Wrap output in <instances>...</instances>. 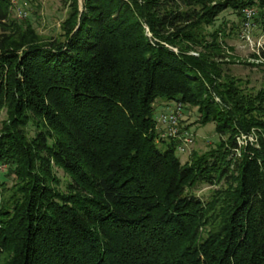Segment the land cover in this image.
Instances as JSON below:
<instances>
[{"label": "trees", "instance_id": "16d2710c", "mask_svg": "<svg viewBox=\"0 0 264 264\" xmlns=\"http://www.w3.org/2000/svg\"><path fill=\"white\" fill-rule=\"evenodd\" d=\"M67 1L46 38L0 0V264H264V85L227 72L216 26L254 8L264 32V0ZM172 103L220 135L185 164L154 117Z\"/></svg>", "mask_w": 264, "mask_h": 264}, {"label": "rangeland", "instance_id": "374dc122", "mask_svg": "<svg viewBox=\"0 0 264 264\" xmlns=\"http://www.w3.org/2000/svg\"><path fill=\"white\" fill-rule=\"evenodd\" d=\"M26 1L28 0H10V18L23 21L27 18L23 13L26 12L29 16L34 15L38 20L37 30L42 36L46 38L58 37L61 34V24L68 15L69 1L30 0L31 2L28 3L30 4V8L28 7L29 11L25 6ZM80 5L82 6V0H80ZM20 12H22L23 15L20 16ZM219 25L224 26L227 33L229 31L232 33L226 40V47L228 49L226 52L228 56L231 57L228 58V60H232V62L234 61L235 63H230L227 67V72L241 79L244 83V88H247L249 91L257 92L264 85V66L261 67L250 64L264 63L262 57L259 60L253 56V54L262 56V52H264V32L262 27L256 20L252 22L250 36L253 41V47H250L246 39L242 37L243 22L236 17L235 13L227 12L225 17H221L217 21L216 26ZM175 104L176 103H172L170 107H163L164 104L158 107L157 112L154 114L155 119L159 122L161 116L168 113ZM198 118L199 113L197 109L194 108H191L190 111L188 110V112L184 114V126L187 127L188 133L194 140L192 145L190 144L184 152L177 151L176 155L181 160L182 164L190 162L193 153H205L220 141V135L216 131L215 123L201 125L197 123ZM5 119L6 113L2 111L0 113V129L2 121ZM160 127L165 128L161 123ZM182 131L185 130L182 129ZM58 175L60 177L64 176L62 171H58ZM3 178V175L0 174V180ZM11 183L12 182L9 181V184ZM213 189H215L214 186L200 185L190 192L200 197L202 200H207L210 198Z\"/></svg>", "mask_w": 264, "mask_h": 264}, {"label": "built area", "instance_id": "2783aa9c", "mask_svg": "<svg viewBox=\"0 0 264 264\" xmlns=\"http://www.w3.org/2000/svg\"><path fill=\"white\" fill-rule=\"evenodd\" d=\"M24 16H28L23 13ZM20 12V16L23 15ZM243 14L245 16V21L243 23V32L242 37L246 39L248 45L253 47V41L251 39V30H252V22L257 16V11L254 8H246L243 10ZM255 46V44H254ZM257 48V46H255ZM183 106L180 103H176L175 106L168 112L161 116L158 122V130L160 133L161 139H179L180 144L178 147V151L184 152L188 146L193 143V137L188 133V131H182L181 128V117H182ZM163 125L165 128L160 127ZM160 128V129H159ZM257 137L255 133L251 134H241L237 138V142L239 147H245L248 144L257 145ZM239 154V152H238ZM4 170V166H0V171Z\"/></svg>", "mask_w": 264, "mask_h": 264}]
</instances>
